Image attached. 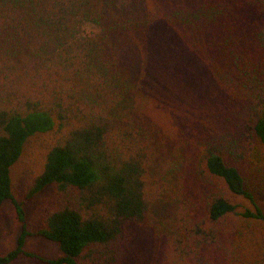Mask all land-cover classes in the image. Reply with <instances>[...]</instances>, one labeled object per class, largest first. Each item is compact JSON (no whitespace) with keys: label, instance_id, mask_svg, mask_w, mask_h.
<instances>
[{"label":"trees","instance_id":"16d2710c","mask_svg":"<svg viewBox=\"0 0 264 264\" xmlns=\"http://www.w3.org/2000/svg\"><path fill=\"white\" fill-rule=\"evenodd\" d=\"M153 66L174 96L210 78L231 108L170 98L158 123ZM41 135L53 142L26 201L77 194L32 233L12 169ZM248 136L264 146V0H0V209L12 202L22 224L0 264H131L132 230L157 207L171 224L156 264H259L264 205L238 166ZM31 236L61 254L28 252Z\"/></svg>","mask_w":264,"mask_h":264},{"label":"rangeland","instance_id":"374dc122","mask_svg":"<svg viewBox=\"0 0 264 264\" xmlns=\"http://www.w3.org/2000/svg\"><path fill=\"white\" fill-rule=\"evenodd\" d=\"M99 32L94 25L87 24L83 28V35L90 36ZM167 67V65H166ZM160 69L153 66L151 76H149V100L156 101L160 105L155 112L150 114L155 117L159 123H163V119L167 117V112L171 109L166 105V101L170 98L179 99L180 105H185L188 101L197 99L203 106H209L211 109H219L226 111L231 106H226L225 102L229 94L216 83L211 84L207 80L203 82L196 81L192 87L185 89L189 95L181 96L169 91V81H166L160 74ZM207 74V73H206ZM192 75V74H191ZM209 76V74H207ZM210 87V89H208ZM175 90L177 88H174ZM173 94V97H171ZM156 99V100H153ZM173 105L175 101L170 100ZM174 107V106H173ZM203 110V109H202ZM212 113V112H211ZM53 142L51 135H41L31 139L27 144L24 153L19 162L12 169V179L15 198L24 202L26 212L27 229L35 233L42 227L43 218L48 211H57L62 204L77 194L72 191L70 195H62L57 192L55 186L48 187L43 193L31 201H26V195L30 190L35 178L43 171L45 164V156ZM240 149L243 158L239 163L243 175L245 176L249 188L254 192L257 200L264 205V146L256 137L248 136L242 143ZM237 202L244 207H250V204L243 199H237ZM168 219V211L165 207H157L150 215V224L135 227L132 230L133 240L127 251L129 262L131 264H156L160 263L165 249L164 238L159 235L164 231L165 226L170 225ZM22 232V224L19 222L15 207L12 202L8 201L0 209V255H3L16 247L19 236ZM163 238V239H162ZM252 256L259 264H264V223L254 224L251 235L250 244ZM26 250L38 254L44 258L52 259L58 257L61 252L57 244L45 240L39 236H31L27 240ZM86 264L85 261H81ZM12 264H45L38 260L22 257Z\"/></svg>","mask_w":264,"mask_h":264}]
</instances>
